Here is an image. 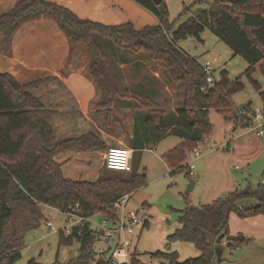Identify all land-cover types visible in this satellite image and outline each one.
Wrapping results in <instances>:
<instances>
[{
    "label": "trees",
    "instance_id": "trees-1",
    "mask_svg": "<svg viewBox=\"0 0 264 264\" xmlns=\"http://www.w3.org/2000/svg\"><path fill=\"white\" fill-rule=\"evenodd\" d=\"M130 1L151 13L158 25L140 30L130 23L104 25L81 19L68 8L48 0H19L9 11L0 14V34L10 35L41 17L55 22L70 49L82 47L89 54L88 74L102 94L99 106L105 109L107 117H112L119 101L133 102L144 111V123L152 141L167 135L181 140L161 160L170 175L185 172L189 177L187 154L210 134L209 111L215 110L226 120H232V96L242 90L243 84L240 78L231 80L226 71H221L219 79L207 85L202 66L180 50L177 43L189 37L201 43L200 35L210 31L229 47L234 57L246 63L243 76L261 91L252 75L259 67L264 77V0H216L207 9L198 8L176 29L169 22L164 0L159 5L152 0ZM203 2L197 0L184 7L179 17ZM145 62L159 64L167 79L182 88L183 103L174 113L159 109L154 94L140 85L126 86L121 69L116 66H140ZM50 79L21 85L11 75L0 73V264H15L20 260L24 237L39 226L42 206L63 215L71 207L85 219L98 215L114 221L117 211L113 204L146 184L145 175L138 173L139 160L135 156L141 155L140 152L132 154L126 178L115 174H106L95 181L64 178L61 164L55 161L57 156L102 151L106 145L93 133L55 142L50 125L55 111L46 109L28 91ZM250 111L248 105L238 113L236 124L243 122L246 126ZM244 201L252 204L241 206ZM230 214L239 218L264 216V183L256 191L236 190L208 205L187 206L181 212L179 228L170 240L193 244L200 253L197 258L180 263L173 253L157 252L153 256L164 258L167 264H215L213 245L217 239L226 238L229 251L249 246L252 240L227 235ZM64 234L59 230L61 245H71L74 240L79 243L77 257L67 264H89L94 259L92 246L97 237L89 223L73 227L67 237ZM28 264L40 263L31 260Z\"/></svg>",
    "mask_w": 264,
    "mask_h": 264
},
{
    "label": "rangeland",
    "instance_id": "rangeland-1",
    "mask_svg": "<svg viewBox=\"0 0 264 264\" xmlns=\"http://www.w3.org/2000/svg\"><path fill=\"white\" fill-rule=\"evenodd\" d=\"M164 1L168 10L169 22L173 23V29H176L180 24L188 20L198 8L207 9L216 0H204L203 4L192 7L189 12L181 15V17L179 15L183 8L197 0ZM131 3L139 9L134 11L132 16L141 17L142 21L145 22L143 24H150L145 15L150 16L152 14L134 2ZM136 26L138 27V25ZM200 39L202 40L201 43L189 37L178 42L177 46L201 66L208 62L216 81L219 79L220 72L226 71L231 80L240 78L243 88L232 96V120H226L224 115L215 110L209 111V121L212 129L202 142V155L195 161L194 177H186L185 172L169 176L166 166L161 161V156L164 152L181 142L174 135H167L160 139L151 151L144 152L141 155L139 153L136 154L135 157L139 160L138 173L145 175L146 184L131 196L127 208L138 210L142 203L146 202L149 213L146 211L145 215L149 221V226L132 240V252L136 255L134 260L137 261L134 264H167L164 258L153 256L157 252L173 253L176 255V260L180 263L197 258L200 253L196 246L190 243L170 240V237L179 228V218L185 207L205 206L214 200L226 197L229 193L236 190L256 191L264 183V140L256 137L253 133H248V128L242 124L243 122H240V124L235 122L238 113H242L248 105L251 110L248 114L263 109L264 94L262 96L261 92H264V77L259 67H257L252 79L260 87L261 91H258L253 83L243 76L247 68L246 63L240 57H234L229 47L208 30H205L200 35ZM107 47L105 46L106 51L109 53L110 49ZM73 56L78 57L79 65L88 74L91 58L85 49L77 47ZM116 66L121 69L126 86L140 85L143 89L152 90L155 92L154 101L164 111L168 112L172 108L182 106V88L177 83L170 82L167 79L159 64L145 62L140 66H135V64H117ZM126 103L130 104L133 102L127 101ZM116 111L114 109V112ZM58 120L67 121L68 119L60 115L52 118L50 124L55 130L56 121ZM76 120L80 125L83 124V120ZM101 122L97 121L98 126L103 129L105 125ZM55 132L56 142L63 138V134H60L57 130ZM129 134L131 133L129 132ZM132 134L136 139L138 135H141L138 123L132 127ZM100 156L101 153H98L90 160L89 168L95 174L92 173L88 180L106 176L104 169H102L104 167L101 168V163L103 162ZM82 158L77 161L73 160L72 163L82 164ZM193 158L189 152L185 164ZM109 174L120 175L122 178L128 176V172L114 171ZM197 174H199V177H197ZM189 181L196 183V187L190 192L187 191ZM219 191L221 193L217 195V198L213 199L214 195ZM213 193L215 194L212 195ZM41 215L42 219L39 222V226L26 233L24 244L20 248L21 258L15 264H28L31 260L40 264L69 263L77 257L79 243L75 240L71 245H61L59 243V230L67 226V218L58 210L46 206H42ZM101 220L102 218L98 215L90 217L88 219L90 229L97 231V224ZM47 221L50 222L52 229L48 228ZM252 234L253 238H257L258 235L256 233ZM64 237H67V235L64 234ZM220 245L222 244L219 239L213 245L215 264H232L230 258L224 260L226 257L219 251ZM111 246L112 242H106L96 237L92 246L95 254L94 259L89 264H98L99 261L105 264L109 258L108 249ZM249 249H251L250 255H247V257L254 259L256 264H264V249H258V243L253 244ZM255 251H257L256 254Z\"/></svg>",
    "mask_w": 264,
    "mask_h": 264
},
{
    "label": "crops",
    "instance_id": "crops-1",
    "mask_svg": "<svg viewBox=\"0 0 264 264\" xmlns=\"http://www.w3.org/2000/svg\"><path fill=\"white\" fill-rule=\"evenodd\" d=\"M17 1L19 0H0V14L9 11ZM48 1L68 8L81 19L104 25L130 23L136 30H140L147 25H158V21L153 15H145L150 24H143L145 22L142 21L141 17L132 16V13L139 9L134 7L130 0ZM76 49H70L67 38L55 22L46 17H41L25 23L10 35L8 33L0 34V73L11 75L21 85L41 78H51L44 83L29 88L28 91L39 98L46 109L55 111L52 118L60 115L68 119L67 121H56V130L63 134V138L58 141L93 133L106 145V149L102 151L68 153L57 156L55 161L61 164L64 178L95 181L97 179L88 180L92 173L95 174L88 164L96 154L101 153L102 168L104 167V155L109 148L123 147L130 150L132 154L136 152L143 154L151 151L159 141L154 142L151 140L149 129L144 123L143 115H141L143 111L136 108L134 103L128 104L125 101H119L112 110V117H107L105 109L99 106L102 100L100 90L96 88L86 70L79 65L78 57L73 56ZM144 90L153 93L155 97V92L152 90L147 88H144ZM114 109L117 111L114 112ZM159 109L161 108L159 107ZM177 109L178 107L172 108L169 110L170 112L167 111L174 113ZM138 115L141 116L137 117ZM76 119L83 120V124L77 123ZM136 119L138 120L136 121ZM97 121L105 125L103 129L98 126ZM137 123L141 135H138L136 139L132 134V127L136 126ZM52 129L55 135L56 130L53 127ZM134 132L136 131L134 130ZM79 158L83 159L82 164L72 163L73 160L77 161ZM102 169H104L105 174L114 172L106 170L105 167ZM166 171L169 176H172L167 167ZM197 177H199V174H197ZM195 187L196 183L193 182L192 190ZM219 193L221 192L213 193L212 195L215 194L213 199L217 198ZM250 204H252L251 201L240 203L241 206ZM141 206L149 213L146 202H143ZM148 226L149 221L147 219L146 228ZM252 233H256L257 238H253ZM227 235L230 237L242 236L245 239L252 240V244L229 251L227 239H219L222 244L219 251L226 257L224 260L230 258L232 264H256L254 259H250L247 255H250L251 249L249 248L253 244L258 243V249H264V216L239 218L235 214H230ZM98 264H101L100 261Z\"/></svg>",
    "mask_w": 264,
    "mask_h": 264
},
{
    "label": "built area",
    "instance_id": "built-area-1",
    "mask_svg": "<svg viewBox=\"0 0 264 264\" xmlns=\"http://www.w3.org/2000/svg\"><path fill=\"white\" fill-rule=\"evenodd\" d=\"M202 71L207 85H213L216 80L212 75L213 70L208 62L202 66ZM201 90L205 91V88H201ZM246 127L248 128V133H253L256 137L264 140V111H255L249 114ZM202 148L201 143H196L190 151V154L194 157L186 164L190 178L194 177L195 161L201 157ZM131 159L132 152L130 150L123 147L109 148L104 155V167L108 171L130 172ZM132 195H124L113 204L117 211V218L114 221L102 218L97 224V231H95L97 237L103 241L112 242V246L108 249L109 258L105 264H134L135 254L132 252V240L138 237L146 228L147 218L145 215L146 209L143 206L138 210L127 208ZM64 216L67 218V226L60 230L66 235L71 234L73 227L89 223L88 219L80 216L71 207H69V211ZM46 224L48 228L52 229L50 222L47 221Z\"/></svg>",
    "mask_w": 264,
    "mask_h": 264
},
{
    "label": "water",
    "instance_id": "water-1",
    "mask_svg": "<svg viewBox=\"0 0 264 264\" xmlns=\"http://www.w3.org/2000/svg\"><path fill=\"white\" fill-rule=\"evenodd\" d=\"M153 3L155 5H159L163 2V0H152ZM192 187H193V182L192 181H189V184H188V187H187V191L190 192L192 190Z\"/></svg>",
    "mask_w": 264,
    "mask_h": 264
}]
</instances>
